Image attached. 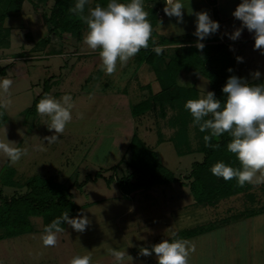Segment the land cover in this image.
Wrapping results in <instances>:
<instances>
[{"label": "rangeland", "instance_id": "1", "mask_svg": "<svg viewBox=\"0 0 264 264\" xmlns=\"http://www.w3.org/2000/svg\"><path fill=\"white\" fill-rule=\"evenodd\" d=\"M94 1L89 0L90 8L92 5L94 6ZM190 1L183 2L189 7H193V3ZM144 2L148 5L151 4L150 0H143ZM186 4L184 5L186 6ZM55 5V0H24L22 11L10 15L6 21L5 27L11 30V46L8 50L0 52V68L7 67L6 78L13 80V85L7 95L9 101L7 107L3 109L9 122L4 129L0 130V142H7V138L10 142H17L20 140V130L23 131L25 128L30 131L47 129L46 118L31 111L35 100L41 97L43 92L48 91V95L56 99L65 94H72V98H75V107L72 110V120L65 129L73 136V139L67 141L66 144L72 143V145L64 150V153L68 155L72 151V154L75 155V152L89 150L90 156L87 161L77 167V174L72 181H66L65 177L62 178L63 174L61 176L54 174L53 179L62 185H70L75 181L82 184L81 188H76L79 191L74 193L75 203L78 207L87 204L93 205L94 201L103 202L91 205L83 212L90 221L88 228L83 233H78L71 226L66 225L64 230L66 234L64 232L57 233V243L53 247L43 245L41 240L42 220L33 219L32 225L36 232L0 241V264H70L73 257L86 254L91 255V264H116L109 249L123 251L126 246L137 251L133 252L134 256L131 255L132 252L128 253L121 264H156L155 254L147 257L139 255L142 248L150 249L152 245L158 244L153 241L156 237L160 240L169 239L179 235L180 231L196 229L208 224L215 225L217 228L190 240L189 243L194 246L195 250L190 252L188 264H264V215L238 223H228L223 228L218 223L224 219L237 217L246 210V204L247 207H251L246 198L233 197L225 202H220L215 207H203L194 202L190 193V184L183 177L190 172L192 164L201 162L203 157L195 152L185 156H180L177 153L174 146L176 142H171L176 131L171 125L178 113L176 108L166 107L165 117H162L160 110L144 116L141 124H138V136L150 150L157 153L161 163L169 172L176 178L181 177L182 184L153 187L151 192L150 190L144 191L145 193L136 196V212L132 216L119 220L113 215L123 212L125 207H129L128 202L120 196L119 186L115 181L122 175V172L117 168L113 171H106V179L112 178L111 186L104 179L85 184V177H94L98 172V167L106 165L110 168L108 165L115 163L114 159L124 156H121V147L127 139L112 140V135L108 134L107 130L109 128L111 131L116 132L117 130L111 124L108 126L109 128L103 126V120L105 122L107 115L114 113L113 109H119V114L123 116L120 119L122 122L125 116L129 117V103L136 105L148 97V89L142 90L141 87L150 85L154 91H158L159 87L154 81L155 76L150 68L144 65L138 69L133 63V58L129 59L124 66H120L118 63L116 71L111 75L100 71L98 68L100 64L99 50L93 51L84 45V35L81 37L71 34L62 35L53 29V22H49V19ZM161 10H163V5L158 13L160 16H158L166 20L165 14ZM192 13L185 9L184 20L187 21L185 24H175L174 26L166 24L160 32L172 36L171 29L179 34L183 27L184 33H190V27L195 24L193 10ZM186 16H188L187 19ZM168 19L177 20L175 17H168ZM218 21L219 34L201 42L215 41L222 37L221 43H225L236 58L235 76L251 84L256 82L264 84V55L261 54L264 49L254 50L255 40L251 41L254 33L248 32L241 35L236 41L227 42L225 38L232 32V28H241L242 22L239 20L223 21L220 17ZM178 34L175 37L179 38ZM183 41L184 39H180L178 43L196 44L197 39ZM237 57H241L242 62H238ZM256 71L261 73L259 79H254L252 75ZM191 75L183 73L179 79V85L187 87L194 85L199 91V98L206 92H210L208 80L199 78L194 81ZM107 83L109 86L104 89V84ZM103 92L110 93L111 98L109 97L108 101ZM86 93L91 96V100L87 99L86 107L79 110L83 114V118H80L76 103L82 96L81 94ZM117 93L120 96L127 94L128 99L122 97L117 103V98H115ZM0 102H3V97H0ZM107 105H110L109 108ZM115 105L118 107L117 109L114 108ZM90 121L93 124V129L96 127L102 132L95 131L92 134L88 128ZM128 125L124 118L123 123L116 126L131 133ZM86 131L91 134H87ZM83 134L88 136L87 139H82ZM64 138L65 136L62 137L61 142L57 140L55 146L63 147ZM197 140L191 133V146L194 151L199 147ZM28 145L30 146L29 142ZM43 145V149H48L47 152L42 149L45 154H43V162L47 161L50 154L54 164L47 162L50 165L57 164L55 166L59 167V172L65 173L66 168H62L64 165L62 158H58L59 154L48 153V151L53 152L51 148L54 146L53 143L50 145L43 143ZM40 146H42L41 143L38 148ZM34 148L35 145L32 149ZM124 158V161H127L129 156L128 159L126 156ZM69 159V164H72V155ZM6 160L7 157L0 154V173L6 165ZM40 163H33L31 167L38 166ZM29 169L36 170L37 168ZM256 179H259L260 183H256ZM15 180L20 185L24 184L28 180L27 172L20 176L18 174ZM250 184L258 187L251 193L254 194L255 201L264 206V192L261 190L264 185V176L257 173ZM23 192H25L24 189ZM0 193L4 197L12 198L20 194V190L0 186ZM152 198H154V203L151 204L153 207H150ZM105 199L109 200L105 201ZM254 206L261 208L257 203ZM256 209L258 210V207ZM152 212L160 215L165 213L161 219L162 224L158 223L155 226L144 222L138 229L135 223L138 224L139 221L149 218ZM129 224L134 225V231L129 229L126 233L128 235H126L122 226ZM118 229H121L120 232ZM124 252L127 253V250Z\"/></svg>", "mask_w": 264, "mask_h": 264}, {"label": "trees", "instance_id": "2", "mask_svg": "<svg viewBox=\"0 0 264 264\" xmlns=\"http://www.w3.org/2000/svg\"><path fill=\"white\" fill-rule=\"evenodd\" d=\"M56 5L49 22H53V29L63 34L77 35L81 37L87 32V25L76 15H73L69 9L74 7L77 0H55ZM109 0H95L94 8L97 4L106 7ZM129 2V0H121ZM151 4L143 3L144 10L148 13V20L152 25V35L147 49H141L133 57V63L139 68L148 66L155 76V82L159 89L154 91L150 85L141 87L149 91L148 97L141 100L138 104L130 107L131 115L134 118H141L146 114L160 110L162 117L166 116V107L176 108L178 113L172 122V127L176 130L171 142L180 156L192 154L193 152L201 154V162L192 164L190 172L183 178L190 184V193L194 202L203 207H215L220 202H225L233 197H243L251 204L245 211L235 218L219 221L220 227L227 225L231 221L241 220L246 217H255L264 213V208L256 210L252 204L255 203L254 194L251 191L258 188L254 184L245 183L243 187L239 186L234 178L230 181H224L211 173V167L223 161L234 169L240 168V163L235 155L227 150V144L231 137L228 133L219 137L211 138L209 145L206 146L204 136L209 133L201 132L198 126H193L191 115L184 109V104L189 99H198L199 91L192 86L179 85V79L183 73L192 74L193 80L204 78L209 81L210 92H214L217 99L221 100V105L226 99L222 88L227 79L235 75V56L228 50L225 43H220V39L215 41H206L204 49L198 50L195 44H181L175 40L167 39L164 36L156 34L155 29L160 23L158 12L165 3L163 0H150ZM212 8L214 18L219 22V14L216 0H206ZM24 0H0V52L8 50L11 46V30L5 27L6 21L10 15L18 14L22 11ZM90 8L89 0L85 5L84 15H87ZM229 37V36H228ZM226 37L225 40H229ZM194 38L193 35L185 36V40ZM185 40L183 42H185ZM50 41V40H49ZM48 44V42H47ZM161 48L158 55L152 49ZM232 69L231 72L228 70ZM7 67L0 68V77L7 76ZM260 85V82L253 83ZM48 91L43 92L42 96L35 100L32 112L36 113V104ZM210 117H206L208 119ZM8 118L3 109H0V129L8 123ZM191 133H193L199 147L196 151L191 146ZM126 158L122 159L117 170L123 174L116 178V184L123 192L124 196L149 190L153 187L170 186L176 183L182 184L180 178H176L161 163L158 155L145 145L143 140L134 134L129 146ZM124 161V162H123ZM116 168H112L113 171ZM16 171L8 163L0 173V186L3 188H18L20 194L15 197L7 198L0 193V241L13 239L36 232L33 228L32 220H42V232L45 226L49 225L54 219L60 217L64 212H68L70 218L75 217L79 211L73 199V188H81L82 184L66 186L56 183L51 179L31 178L20 185L15 180ZM103 175L96 174L94 177H86L85 184L96 182L98 179L106 180L111 185L112 178H103ZM23 189L25 192H23ZM261 190L264 192V185ZM22 192V193H21ZM249 199V200H248ZM66 223L62 224L63 231ZM212 224L205 225L196 229L184 230L172 239L189 240L203 234L216 230ZM160 243V242H159Z\"/></svg>", "mask_w": 264, "mask_h": 264}, {"label": "clouds", "instance_id": "3", "mask_svg": "<svg viewBox=\"0 0 264 264\" xmlns=\"http://www.w3.org/2000/svg\"><path fill=\"white\" fill-rule=\"evenodd\" d=\"M86 3L88 0H77L69 11L87 25L83 44L90 50H99L100 71L111 75L116 71L118 63L124 66L141 49L148 48L152 25L148 20V13L144 10L143 0H129L126 3L121 0H109L106 7L97 4L94 8H89L87 15H84ZM164 3V14L170 18L175 17L177 23H184L183 0H164ZM194 15L193 35L198 38L195 46L202 51L205 44L201 41L217 33L220 25L212 20L207 12H197ZM232 15L242 24L241 28L229 34L228 38L236 41L242 31L247 29L249 33H254V50L264 49V0H241ZM152 50L158 55L161 53L160 47ZM261 54L264 55V51ZM237 61L242 62V58L237 57ZM228 71L231 72L232 69ZM252 75L254 79H259L261 73L256 71ZM12 85L13 80L0 77V97H3L0 109L7 107V95ZM222 92L226 97L223 106L214 92H206L198 99L187 100L184 109L191 115L193 126H198L201 132L209 133L204 136L206 146L218 147L209 145L211 138L228 133L231 140L227 144V150L235 155L240 168L234 169L219 161L210 170L214 176L224 181L235 178L239 186L243 187L245 183H252L257 173L264 176V84H251L232 75L227 79ZM74 107L73 98L68 94L59 99L46 94L36 104L37 114L46 118L48 131L54 133L45 138L48 144L60 139V134L72 120ZM78 116L83 118L82 113H78ZM206 117L210 118L205 119ZM15 144L8 138L7 142H0V154L6 156L13 164L27 154V149L15 147ZM255 182L260 183V180L256 179ZM65 223L74 231L83 233L90 221L83 213L70 218L69 213L64 212L45 226L41 236L45 247L56 245L57 233L63 231L61 225ZM142 249V256L155 254L157 264H188L190 252L195 250L193 245L183 239H165L152 245L150 249ZM109 253L116 264H121L128 255L116 249H109ZM70 264H91V255H77L71 259Z\"/></svg>", "mask_w": 264, "mask_h": 264}, {"label": "crops", "instance_id": "4", "mask_svg": "<svg viewBox=\"0 0 264 264\" xmlns=\"http://www.w3.org/2000/svg\"><path fill=\"white\" fill-rule=\"evenodd\" d=\"M164 1V0H163ZM183 1H186V0H183ZM217 1V7H218V14H219V17L223 20V21H228V22H230V21H232V20H237V19H235L234 17H233V15H232V13L235 11V9H236V7L239 5V3L241 2V0H216ZM190 2H192L193 3V7H189L185 2H183L184 4H186V6L184 5V7H186L185 9L187 10V12H192V10H193V12L194 13H197V12H207L208 14H209V16L211 17V19L212 20H214V21H216V19L214 18V15H213V11H212V8L209 6V4L205 1V0H191ZM189 4V3H188ZM161 9V8H160ZM161 11H163V10H161ZM159 13V12H158ZM184 13H185V10H184ZM159 15V14H158ZM160 16V15H159ZM184 16H185V14H184ZM184 16H183V19H184ZM165 17H166V20H163L164 18H160L161 20H160V23H159V25L157 26V28L155 29V32H156V34L157 35H159V36H164V37H166L167 39H171V40H175V41H177V42H179V40L180 39H184L185 40V36H187V35H193V33L195 32V24H191L192 25V27H190V29H191V32L190 33H184L183 32V30H182V28H181V31L179 32V34L177 33V31L176 32H174V29L172 30L171 29V33L170 34H172V36H167V35H164L163 33H161L160 31H161V29H163V27L166 25V24H170V25H183V24H185V22H187V21H185L184 20V23H177V20H171V19H168V17L165 15ZM187 17L188 16H186V19H187ZM195 22V21H194ZM237 29H239V28H232V32L231 33H233L235 30H237ZM219 31H220V28L218 29V31H217V33H215V34H212V35H210L208 38L209 39H211V38H213V37H216V34H219ZM179 35V38H177V37H175V36H177V34ZM230 33V34H231ZM246 33H248V30L247 29H244L243 31H242V35L243 34H246ZM175 37V38H174ZM193 37L194 38H192V39H188V40H196V39H198L197 37H195L194 35H193ZM241 37V36H240ZM207 38V39H208ZM220 40L222 41L223 39H222V37L220 38ZM185 41H187V40H185ZM211 41V40H210ZM221 41H220V43H221ZM225 41H227V42H231L232 40H225ZM251 41H254V36H252V39H251ZM226 42V43H227ZM139 69H141V68H139ZM157 84V83H156ZM108 83L107 84H104V89H107L108 88ZM104 93V92H103ZM71 96H72V94H70ZM82 96H80L79 98H78V102L76 103V107H77V109H78V111L79 110H83V107L85 106L86 107V105L85 104H87L86 103V101H88V100H91L90 99V95L88 94V93H86V94H81ZM104 96H105V98L107 99V101L109 100V95H110V93H108V92H106V93H104L103 94ZM116 95V96H115ZM114 96H115V98H117V103H118V101L122 98V97H124V98H126V99H128L126 96H127V94L126 95H119V93H117V94H115ZM111 98V97H110ZM88 99V100H87ZM75 100V98H73V101ZM115 100V99H114ZM109 103V102H108ZM128 103H129V100H128ZM108 106V105H107ZM106 106V107H107ZM110 106V105H109ZM109 106H108V108H109ZM116 106V105H115ZM132 106V104H130L129 103V105H128V111H129V117H127V116H125L124 118H126V120H127V122H128V127H129V129H131V133H130V131H128V132H126V130H122L121 128L119 129V127H117L116 125H121L122 123H123V121H124V118H123V121L121 122L120 121V119L123 117V116H121L119 113V109H117L118 107L116 106V107H114V108H116L117 110H115V109H113V111H114V113L113 114H109V115H107V118H105V122H104V120H103V126L105 125V126H109L110 124L112 125V126H114L113 128H115L117 131L115 132L114 130L113 131H111L110 130V128L107 130V133L108 134H111L112 135V137H111V139L112 140H115V141H122V140H126V143L121 147V149H122V152H121V156H123V157H121V158H119V159H114V161H115V163H113V164H109L108 166L110 167V168H108L106 165L104 166V165H101L102 167L100 168V167H98L97 168V170H98V172H97V174L98 175H103L104 177L103 178H107L106 177V171H110L112 168H117L118 166H119V164H120V162L122 161V159L125 157V155H127V151H128V146H129V143H130V141H131V139H132V137H133V135L136 133V134H138V124L140 125L141 124V120H143V117H141V118H134L132 115H131V111H130V107ZM108 108H107V112H108ZM110 109H112V107H110ZM78 113H80V111L78 112ZM149 114V113H148ZM147 115V114H146ZM145 115V116H146ZM8 124V123H7ZM6 124V125H7ZM5 125V126H6ZM5 126H3L0 130H2V129H4V127ZM93 124H92V122L90 121V123H89V129L92 131V134L95 132V131H98V132H102L101 131V129H97L96 127L93 129ZM102 128V127H101ZM20 132H21V134H20V137H19V139L20 140H18L17 142H15L16 144L14 145L15 147H18V148H22V149H27V154L26 155H24V156H22L17 162H15L14 164L13 163H10V161H9V159L7 158V160H6V164H10L11 165V167L16 171V176H15V179L18 177V174H19V176H20V174L22 175V174H24V173H26L27 172V176H28V180L29 179H31V178H35V177H38V178H42V179H46V180H48V179H51V180H54L53 179V175L54 174H57V175H59V176H61L62 174V178H66L65 180L66 181H72L73 180V178L76 176V172H77V167L78 166H80L81 164H83L85 161H87L88 160V157L90 156V152H89V150H84V152H80V151H78V152H75V155H73L72 154V151H70L69 153L70 154H68V155H66L65 153H64V150H67L71 145H72V143H68V144H66L67 143V141L69 140V141H71V139H73V136L72 135H70V133L69 132H67V130L65 129V131L62 133V134H60V139L58 140V142H61L62 141V137L63 136H65V143L63 144V147L62 146H59V147H56L55 146V143H53V145L54 146H52L51 148H52V151L53 152H50V151H48V153H54V152H56V154H59V156H58V158H62V163H63V165L64 166H62V168L63 167H65L66 168V170H65V173L63 172H59V167L58 166H55V165H57V164H55V165H52V164H54V163H52V159L50 158V154L48 155V159H47V161L49 162V163H52L51 165L46 161V162H43V151L44 152H47V148H44L43 149V143H48V141H47V139H45L46 137H49V136H51V135H53L54 133L53 132H49L48 131V129H46V130H44V128H42V130L41 131H35V130H27L26 128H25V130H23V131H21L20 130ZM86 133L88 134H91V132H89V131H86ZM93 136V135H92ZM24 137V138H23ZM75 137V136H74ZM86 137H88V136H85L84 134L82 135V139H87ZM129 137H130V140H128L129 139ZM102 139H103V137H101ZM28 142L30 143V146L28 145ZM36 143H37V145H36ZM41 143V145L42 146H40V148H38L39 147V144ZM63 143V142H62ZM31 144H33V145H31ZM61 144V143H60ZM35 145V148L34 149H32V147ZM50 145V144H49ZM127 145V146H126ZM127 148V149H126ZM42 149H43V151H42ZM127 151H126V150ZM83 151V150H82ZM126 151V152H125ZM45 155V154H44ZM72 155V161H73V163L72 164H69V158H70V156ZM66 157V158H65ZM118 157H120V156H118ZM117 157V158H118ZM65 159H66V162H65ZM38 162H41L38 166H33V167H31L32 165H33V163L34 164H37ZM65 162V163H64ZM48 163V164H47ZM5 166V165H4ZM4 168V167H3ZM29 168H37L36 170H33V169H29ZM120 172H122L121 170H125V167L123 166V167H121L120 169ZM118 170V171H119ZM2 171V170H1ZM68 173V174H67ZM71 173H73L72 175H71ZM122 174H123V172H122ZM86 178V177H85ZM55 181V180H54ZM56 182V181H55ZM90 183H92V182H90ZM59 184V183H58ZM76 184H78V182H74V183H72V184H70V185H66V186H73V185H76ZM62 185V184H61ZM109 186H111V185H109ZM120 190V189H119ZM150 190V192H151V190H152V188H150L149 189ZM77 191H79V190H76V188H73V190H72V194H73V199H74V202H75V197H74V193L75 192H77ZM144 191H148V190H144ZM144 191H138V192H135V193H133V194H131L130 196H124V194H123V192L120 190V192H119V194H120V196L122 197V199L125 201H127L128 203V206L129 207H125V211H123V212H118L117 214H114L113 216H116L117 218L116 219H124V218H127V217H129L130 215L132 216L133 215V213H135L136 212V210H137V199H136V196H138V195H140V194H143V193H145ZM107 200H109V199H105V201H107ZM156 201V200H155ZM101 202H103V201H94L93 202V205H96V204H100ZM152 203H154V198H152V200H151V203H150V207H153V205H151ZM258 204V205H260L261 206V203L260 202H255V203H253L252 205V207L253 208H257L258 207V209L260 208L259 206H254L255 204ZM76 204V203H75ZM139 204H141V202L139 201ZM91 205L92 204H87V205H84V206H81L80 207V211H79V213H83L84 211H86L85 209H88L89 208V206L91 207ZM92 205V206H93ZM249 205H251V204H249ZM248 205L246 204V207H245V209H247L248 207H247ZM261 208H264V206H261ZM257 210V209H256ZM164 214L165 213H162V215H160L159 213H156V214H154L153 212L150 214V217L149 218H147V219H140V218H138V219H140V220H143V221H139L138 222V224L137 223H135L137 226H138V229H140V226H141V224L142 223H144V222H148L149 223V225H157L158 223H161L162 224V218L164 217ZM160 215V216H159ZM262 215H264V213L262 214ZM262 215H258V216H262ZM258 216H255V217H258ZM255 217H246V218H243V219H241V220H234V221H231L230 223H232V222H234V223H238V222H241V221H243V220H249V218H255ZM137 218V217H136ZM170 218H171V220H172V217L170 216ZM158 220H160V221H158ZM155 221V222H154ZM225 226H227V225H225ZM225 226H222L221 228H223V227H225ZM123 227V230L125 231V234L126 233H128L127 232V230H129V229H131L132 231H134V229H133V227H134V225H132V224H129V225H125V226H122ZM119 230V232H120V230L121 229H118ZM188 230V229H187ZM61 232H64L65 233V231H61ZM180 232H182V231H180ZM66 234V233H65ZM110 234V233H109ZM112 235V234H111ZM126 235H128V234H126ZM24 236V235H23ZM176 236V235H175ZM174 236V237H175ZM21 237V236H20ZM174 237H171V238H169V239H172V238H174ZM199 237V236H198ZM16 238H18V237H16ZM195 238H197V237H195ZM195 238H193V239H195ZM13 239H15V238H13ZM162 240H165V239H162ZM162 240H160V239H157V237H156V239L155 240H153L155 243H159V241L161 242ZM190 240H192V239H189V240H187L188 242H190ZM64 241V240H63ZM192 242V241H191ZM127 250V254L128 253H130V252H132L131 253V255L132 256H134V253L133 252H135V251H137L136 249H132V248H129L128 246H126L124 249H123V251H126ZM139 255H141V254H139ZM136 256H138V255H136ZM156 264H157V261H156Z\"/></svg>", "mask_w": 264, "mask_h": 264}]
</instances>
